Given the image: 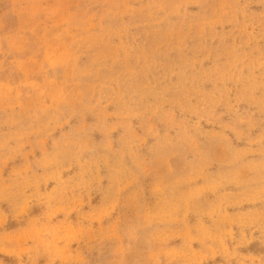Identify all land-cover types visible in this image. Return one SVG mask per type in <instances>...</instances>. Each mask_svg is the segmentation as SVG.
Here are the masks:
<instances>
[{
  "label": "rangeland",
  "instance_id": "obj_1",
  "mask_svg": "<svg viewBox=\"0 0 264 264\" xmlns=\"http://www.w3.org/2000/svg\"><path fill=\"white\" fill-rule=\"evenodd\" d=\"M0 264H264V0H0Z\"/></svg>",
  "mask_w": 264,
  "mask_h": 264
}]
</instances>
